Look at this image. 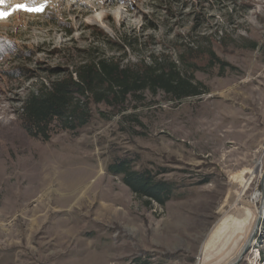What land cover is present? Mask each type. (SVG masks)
Masks as SVG:
<instances>
[{
  "label": "rangeland",
  "instance_id": "1",
  "mask_svg": "<svg viewBox=\"0 0 264 264\" xmlns=\"http://www.w3.org/2000/svg\"><path fill=\"white\" fill-rule=\"evenodd\" d=\"M0 12V264H234L259 217L238 264H264V0H0ZM99 61L161 62L204 94L78 97L82 128L29 137L23 102ZM128 155L178 197L148 203L106 173Z\"/></svg>",
  "mask_w": 264,
  "mask_h": 264
},
{
  "label": "trees",
  "instance_id": "2",
  "mask_svg": "<svg viewBox=\"0 0 264 264\" xmlns=\"http://www.w3.org/2000/svg\"><path fill=\"white\" fill-rule=\"evenodd\" d=\"M156 90L177 100L204 94L161 62L130 68L99 61L31 94L22 104L20 125L29 137L47 141L57 123L65 131L78 130L87 123L89 114L81 110L78 97L87 96L97 103L115 106L123 104L130 95ZM135 162L129 155L116 156L107 165L106 173L119 177L133 195L148 203L164 206L178 197V185L164 180L163 170L135 169Z\"/></svg>",
  "mask_w": 264,
  "mask_h": 264
},
{
  "label": "water",
  "instance_id": "3",
  "mask_svg": "<svg viewBox=\"0 0 264 264\" xmlns=\"http://www.w3.org/2000/svg\"><path fill=\"white\" fill-rule=\"evenodd\" d=\"M261 213L262 212L260 211V214ZM259 221H260V217L257 219V221H256V223L254 225L253 231L251 232V234H250L249 238L247 239L245 245L243 246L242 250L240 251L237 259L234 262V264H238L241 261V259L244 257V255L246 254L248 249L251 247V244H252L253 240L255 239V236H256V233H257V227H258Z\"/></svg>",
  "mask_w": 264,
  "mask_h": 264
},
{
  "label": "bare ground",
  "instance_id": "4",
  "mask_svg": "<svg viewBox=\"0 0 264 264\" xmlns=\"http://www.w3.org/2000/svg\"><path fill=\"white\" fill-rule=\"evenodd\" d=\"M262 183H261V185H262V193H261V195H262V197H261V199H260V203H261V208H262V210H264V178H262ZM76 192V191H75ZM73 195V194H72ZM73 197L74 198H76V199H78L79 198V196H77V194H74L73 195ZM80 199H82L81 197H80ZM253 213V212H252ZM224 219V218H223ZM217 231V229L215 230V232ZM232 243V242H231ZM233 244V243H232ZM227 245L225 244V247H226ZM222 248H224V246H221ZM230 247V246H229ZM224 255H230V254H228V252H225V254ZM232 255V254H231ZM230 255V256H231ZM228 258V256L225 258V259H227ZM224 260H222V262H223ZM200 262V261H199ZM221 262V263H222Z\"/></svg>",
  "mask_w": 264,
  "mask_h": 264
},
{
  "label": "snow or ice",
  "instance_id": "5",
  "mask_svg": "<svg viewBox=\"0 0 264 264\" xmlns=\"http://www.w3.org/2000/svg\"><path fill=\"white\" fill-rule=\"evenodd\" d=\"M17 7L22 8L23 10H26V11H39L40 10L39 8H30L28 5H19ZM40 7L42 8L43 6L41 5ZM13 10H15V9H13ZM8 14L9 13L0 12V18H4Z\"/></svg>",
  "mask_w": 264,
  "mask_h": 264
}]
</instances>
